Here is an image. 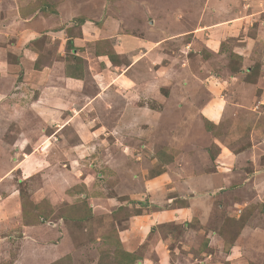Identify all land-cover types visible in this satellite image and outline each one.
Returning <instances> with one entry per match:
<instances>
[{
  "label": "rangeland",
  "instance_id": "obj_1",
  "mask_svg": "<svg viewBox=\"0 0 264 264\" xmlns=\"http://www.w3.org/2000/svg\"><path fill=\"white\" fill-rule=\"evenodd\" d=\"M61 1L0 0V73L3 77L0 80V97H3L0 147L5 141L11 152V145L14 146L16 140L23 139L27 148L36 141L40 144L44 141L41 144L43 160L36 158V165H40L38 170L24 181L19 179L17 169L10 176L2 177L11 168L9 165H13L11 156L3 150L0 154V255L6 259L4 263H15L19 248L28 252L34 244L27 235L25 241L18 242L12 236L15 226L35 220L44 222L52 213L51 219L61 216L73 220L76 245L78 242L81 245L74 264H144L145 261L141 263L143 258H149L154 264L159 256L170 264H191V259L206 254L205 245L202 246L206 232H213L220 244L224 243L225 249L239 230V221L244 222L242 218L224 221L227 214L218 213L215 219V211L214 216L203 222L199 217H193L186 226L180 222L161 224L149 233L147 240L153 238L154 247L157 240L163 239L167 247L150 252L146 250L147 234L143 231L141 218H134V221L131 217L151 211L146 193H143L145 180L161 171H172L176 180L183 169L190 174H205L203 177L213 173L215 168L222 171V177L233 171L230 185L235 187L245 170H257L264 165V98L257 97L261 96L264 78L250 93L243 85L254 80L258 64L253 63L255 57L250 55L251 59L245 63L253 66L251 72H247L248 66L233 50V42L242 38L243 31L242 23L235 21L242 16V7L247 3L241 0H106V8L110 7V11L113 8L116 13L113 15L117 16L120 10L129 12L125 18V30L129 32L147 28L152 32L150 38L155 40L163 35L161 30L169 31L172 38L169 40V58L165 59L169 69L164 68L163 72L149 70L156 68L157 63L163 65L162 58L156 53L137 68L139 73L148 68L147 78L152 83L144 88L146 109L135 115L136 124L129 123V130L117 129L115 125L120 122L123 100L114 98L107 103L110 105L107 113L93 102L92 107L86 106L82 117L94 118L101 128L98 134L87 139L84 151L77 155L81 162L69 168L65 167L64 158L58 157L56 150L50 148L54 139L51 138L52 144L45 150L49 143L44 136L46 130L39 127L44 123L41 119L44 121L43 117L49 115L29 108L23 114L12 113L20 111L19 106L39 94L43 84L41 76L45 74L51 75V83L60 91L66 90L65 74L72 62L71 49L67 41L60 46V37L54 39L43 33L47 31L46 19L36 13V6L44 8L54 3L53 6L59 8ZM151 19L153 24L148 22ZM67 22L63 20V25ZM255 27L256 22H253L244 34L253 33ZM75 28H68L63 34H76ZM35 30L39 33L33 34ZM83 48L86 63L82 61L79 65L83 74L87 69V81L80 83L79 88L83 94L92 95L94 90L88 84V75L90 71H99L97 65H91L95 58L91 57L90 48ZM37 67H43L40 76L35 70ZM68 96L72 97L71 94ZM70 101L73 106L78 105L75 99ZM128 105L142 106L140 100ZM93 107H98V112H94ZM69 134L67 128L57 137ZM70 142H75V138ZM229 155L241 156L228 163L225 157ZM182 156L184 159L180 161ZM179 165L183 168L178 169ZM79 167L84 169L82 174ZM73 170L77 172L71 178L69 173ZM61 172L65 179L70 178L69 184L63 187L55 175L59 173L60 177ZM58 182L63 194L56 197L53 194ZM171 194L167 192L155 197L162 200ZM223 198L218 194L212 199L207 196L206 201L216 205ZM47 199L58 201V208L50 210ZM35 201H39L38 208L42 210L30 209L29 203ZM179 201L176 199L167 205L174 207ZM253 211L257 218V205L250 212ZM96 219H103L101 226ZM98 237L100 241L92 245L91 239Z\"/></svg>",
  "mask_w": 264,
  "mask_h": 264
},
{
  "label": "crops",
  "instance_id": "obj_2",
  "mask_svg": "<svg viewBox=\"0 0 264 264\" xmlns=\"http://www.w3.org/2000/svg\"><path fill=\"white\" fill-rule=\"evenodd\" d=\"M241 1L247 4L242 7V16L235 22H239L238 24L242 23V38L233 42V50L237 55L242 57L243 63L251 59L249 56L252 55L255 57L253 63L258 64L254 80L248 81L243 85H246L245 88L251 93L254 90L253 88L257 84H260L262 78H264V0ZM105 2L106 0H63L59 8L56 5L53 6L54 3L44 6V8L36 6V13H40V16L46 19L45 25L47 26L45 28L47 31L43 33L52 35L54 39L60 37V46L64 45L67 41V46L71 49L72 62L76 61L75 57H78L81 59V63L82 61L86 63L87 55L83 47L90 48L91 57L95 58V63L91 65H97L99 71H93L95 74L90 71L88 75V84L93 88L94 93L92 95L83 94L82 92L84 91L80 89L81 87L79 88L80 83L82 84V82L87 81V69L85 65V71L84 74L82 72V76L72 77L66 71V64L64 69L67 80L66 90L60 91L57 86L51 83V75L45 74V76H41L43 84H41L39 94L34 96L30 102H26L21 107L19 106L18 108H21L20 111L14 110L12 112L13 114H23L29 108L33 109L36 113L49 115V117H43L44 121L40 118L41 122L44 123L39 129L43 128V131L46 130L44 136L49 142L46 144L45 150L51 143V138L54 139V145L51 143L50 148L56 150L58 157L64 158L65 167L69 168H73L75 164L81 162L78 159L81 157L77 158V155L84 151L88 143L87 139L91 138L93 134H98L101 128V125H97L94 118L85 119V117H82L86 106L92 107L93 103H95L102 106V112L107 113L110 109V105L108 106V104L111 103L112 99L118 98L119 100H123L124 108H121L120 111L117 109V111H119V114L121 113V117L125 116V120L121 121L120 117V122L115 123V125L117 129L129 130V123L136 124L135 115L141 112L144 113L146 109L144 103H146L147 95L145 96L144 88L149 87L152 83L151 79L147 78L146 72L148 68L147 70H145L146 68L142 70L141 73L137 71V68L145 64L144 61L148 60L149 57H153V53H156L157 56L162 58L163 65L159 66L157 63L156 68L151 67L149 70L154 72H159L160 70L163 72L164 68L169 69L168 60L165 62V59L169 58V40L172 38L169 36V31L164 32V30H161V34L163 35L155 40L150 38L152 32L147 28H140L135 33L129 32L125 30V18L129 12L120 10V13L115 16L113 15L116 14L114 9L112 7L111 11L110 7L107 9ZM249 6L254 7L248 9ZM47 18H49V21H47ZM63 20H68L67 24L63 25ZM148 22L153 24L154 20L151 19ZM253 22H256L253 33L247 32L248 34H244ZM53 23L55 24L54 26H52ZM244 24L246 27L243 26ZM74 26H76V34H63L67 33L68 28H74ZM1 29L2 27H0V31ZM73 30L69 29L71 32ZM38 33L36 30L33 32V34ZM103 48H112L115 53L114 60L107 56V54L98 52L99 49ZM257 52H262L263 54H257ZM27 54H30V52ZM71 64L69 65L68 72ZM245 64L248 66L247 72H251V66L253 65L251 63ZM42 69L43 67L35 68L39 76L42 73ZM2 78L0 73L1 81L3 80ZM139 89L141 90L140 92L138 91ZM236 92H239V90ZM66 94H71L72 97ZM260 94L261 96L257 97H260L259 99L261 100L264 98V86ZM0 98L1 104L3 103V97ZM73 99L78 101L76 103L78 105L73 106L71 104L70 100L73 101ZM139 100L142 106L128 105L129 102L136 104ZM97 109L99 110L98 107H93L94 112ZM58 121L61 122L58 123ZM88 122L91 125L87 126ZM67 128L70 131L69 135L57 137L61 131ZM74 134L76 137H73ZM24 136L26 135L24 134ZM72 138H75V142H70ZM101 139L102 137L99 138V140ZM2 144L0 154L3 150L4 154L11 156L13 165H9L11 168L3 173L2 177L10 176L15 169L19 172V179L22 181L28 177H32L33 173L40 166L36 165V158L42 157L41 150L43 149H41L40 142L36 141L32 147L27 148V144L23 143V139L16 140L14 146L10 144L12 148L11 152L7 147L9 145L7 142L2 141ZM238 156L241 155L226 156L225 161L230 163L233 159L238 158ZM183 159V156L179 158L180 161ZM28 162L30 164L27 166ZM178 167V169L183 168L182 165ZM184 167L187 168L186 166ZM79 168H81L80 174H82L84 169L82 167ZM76 172L77 170L70 172L69 177L74 178ZM180 172V177L177 180L172 171H162L145 180L146 185H144L143 193H146L151 211L149 213L135 214L131 219L135 221L134 218H141V222H143L142 228L147 234L144 242H148L146 250L151 252L153 249L159 250L163 246L167 247L163 239L157 240L154 247L152 246L153 238L147 240L152 231L154 232L159 225L168 222H180L186 226L193 217H199L200 221L203 222L204 219H208L211 215L214 216V212L216 211L215 219L218 213H223L224 215L226 213L227 215L222 220L225 221L228 218L237 220L238 218H242L244 222L240 223L239 221L240 228L236 231L231 244L225 245V249H223L224 243H222L223 245L220 244V240L215 234H212L213 232H206L207 234L204 235L206 240L202 245H205L203 249L206 251V254L191 259V264H264V165L257 170H245L240 183L235 185V187L230 185L232 182L231 176H233L231 172L233 171L229 172L226 177H222V171H216V168L213 173H209L205 177H203L205 174L198 175L195 172H191L190 174L185 169ZM55 175L60 179L62 187L69 184L68 180L70 178L65 179L63 172H61L62 176L60 175V177L59 173H55ZM214 176L215 179H213ZM58 185L59 182L55 185L57 188L54 190V193L56 192L57 194H53L54 196L59 193L63 194V190H60L61 187ZM176 188H178L179 192ZM167 192L172 194L165 196L162 200H158L155 197ZM218 194L224 197V200L222 199V202H217L216 205L208 204L206 201L207 196L212 199L213 195ZM176 199L181 200L178 205L174 207L167 205ZM47 200L50 210L58 208V201ZM161 201L165 202L161 204L159 203ZM38 202L35 201L33 203L38 204ZM164 204L166 205L161 207L154 206ZM254 205H257L259 210L257 218L254 212L257 209L250 212L251 209L253 210ZM52 215L53 213L44 222L35 220L30 223H19L15 226L16 229H14L12 236L18 242L25 241L27 235L29 241L34 244L28 252L19 248L16 262L13 264H74L76 262V252H79L78 250L81 248V245H79V242L76 245L75 231L72 228L73 220L61 216H54L51 219ZM96 221L101 226L103 219H96ZM123 239L122 244L124 245L125 241ZM99 241V237L96 240L91 239V244L94 245ZM5 261L6 259L0 255V262L6 264L4 263ZM143 261L146 262L144 264L153 263L149 258H143L141 263ZM154 264H170V262H164L162 257L159 256Z\"/></svg>",
  "mask_w": 264,
  "mask_h": 264
},
{
  "label": "trees",
  "instance_id": "obj_3",
  "mask_svg": "<svg viewBox=\"0 0 264 264\" xmlns=\"http://www.w3.org/2000/svg\"><path fill=\"white\" fill-rule=\"evenodd\" d=\"M101 46V45H100ZM98 52H102V53H105V54H107V56H109L111 59H113L114 60V58H115V53H114V51L112 50V48H108V49H99V51ZM75 59H76V61H75V63L73 64V65H71V67H70V70H69V72H68V70H67V73L68 74H70V76H72V77H79V76H82V68L80 67V63H81V59H79L78 57H75ZM162 172V171H161ZM160 173V172H159ZM34 203H29V207H30V209H35V208H38L39 207V205L38 204H40V203H38V204H34ZM41 204H43V203H41ZM41 206V205H40ZM47 206H48V204H47ZM39 209V208H38ZM72 209V207H69V210H71ZM39 210H42V209H39ZM41 214H44L43 213V211H41Z\"/></svg>",
  "mask_w": 264,
  "mask_h": 264
}]
</instances>
